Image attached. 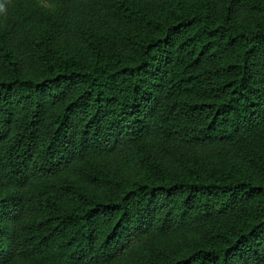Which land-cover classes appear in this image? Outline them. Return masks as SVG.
<instances>
[{
	"label": "trees",
	"instance_id": "16d2710c",
	"mask_svg": "<svg viewBox=\"0 0 264 264\" xmlns=\"http://www.w3.org/2000/svg\"><path fill=\"white\" fill-rule=\"evenodd\" d=\"M0 3V264H264V0Z\"/></svg>",
	"mask_w": 264,
	"mask_h": 264
},
{
	"label": "rangeland",
	"instance_id": "374dc122",
	"mask_svg": "<svg viewBox=\"0 0 264 264\" xmlns=\"http://www.w3.org/2000/svg\"><path fill=\"white\" fill-rule=\"evenodd\" d=\"M131 1H133V0H131ZM68 13V12H67ZM66 13V14H67ZM73 16L74 15H70V16H66L65 15V17H63L62 19H61V22H63V21H68V22H71L72 20H73ZM66 18V19H65ZM6 24V22H5V18L3 17V16H0V25L1 26H4ZM71 26H69V28H70ZM70 30H71V28H70ZM67 35H68V37L69 38H71V39H73L74 38V35H72L71 33H70V31H68L67 33H66Z\"/></svg>",
	"mask_w": 264,
	"mask_h": 264
},
{
	"label": "clouds",
	"instance_id": "9594fccd",
	"mask_svg": "<svg viewBox=\"0 0 264 264\" xmlns=\"http://www.w3.org/2000/svg\"><path fill=\"white\" fill-rule=\"evenodd\" d=\"M0 13H6L5 4L0 3Z\"/></svg>",
	"mask_w": 264,
	"mask_h": 264
}]
</instances>
